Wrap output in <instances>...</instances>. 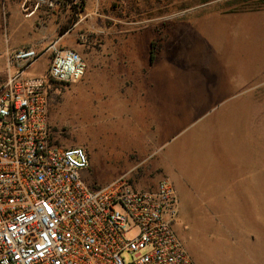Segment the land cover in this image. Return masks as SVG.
<instances>
[{"label": "rangeland", "instance_id": "rangeland-1", "mask_svg": "<svg viewBox=\"0 0 264 264\" xmlns=\"http://www.w3.org/2000/svg\"><path fill=\"white\" fill-rule=\"evenodd\" d=\"M93 2L102 9L108 7L116 19L133 23L136 30L154 28L158 42L156 51L159 41L168 36L176 48L175 53L168 52L171 63L158 69L155 86L165 87V100L185 107L186 125L179 135L176 132L166 138L156 156H164L182 145L183 167L212 172L229 162L228 153L230 164L236 159L233 155L242 151L252 155L258 148L264 156V21H260L259 14L230 27L214 19L196 20L214 11L264 8V0H89L87 3ZM196 21L200 23L195 24ZM208 52L217 62L208 59ZM12 58L10 65L14 73L16 66ZM45 62L46 58L37 61L26 71L25 78H44L51 64L45 66ZM210 63H219L221 68L212 67ZM9 76L0 69V85ZM225 83H229L234 92L227 99L213 97L211 90ZM67 87L50 91V124L59 146L89 148L102 167L99 182L111 176H122L137 190L155 187L163 178L172 182L160 174L149 176L152 164L140 165L132 159L120 163L116 156L106 157L103 146L107 134L102 132V126L112 127L109 138L114 139V117L105 116L98 107L92 111L84 108L85 94L75 91L74 87L63 94L62 89ZM232 110L235 114L231 120L228 114ZM226 132L233 134L231 137L235 140L239 139L229 148V141H216ZM107 166L109 172L105 171ZM81 177L88 185L102 186L92 184L89 170L81 173ZM172 183L177 192L176 180ZM192 187L189 184L188 188ZM260 192L253 197L255 203L253 201L245 210L226 203L215 206L219 209L215 212L202 197H196L195 192L179 191V195L177 192L180 205L175 230L195 264H257L261 260L260 232L240 218L242 213L264 216L263 187ZM222 212L226 216L221 217ZM251 237H254L253 244L249 241Z\"/></svg>", "mask_w": 264, "mask_h": 264}, {"label": "built area", "instance_id": "built-area-1", "mask_svg": "<svg viewBox=\"0 0 264 264\" xmlns=\"http://www.w3.org/2000/svg\"><path fill=\"white\" fill-rule=\"evenodd\" d=\"M47 1L37 7L67 0ZM70 1L84 8L85 0ZM43 54L16 52L0 85V264H195L175 230L169 179L144 190L125 177L105 186L82 179L88 152L55 141L49 100L56 85L81 81L87 65L55 49L44 78L26 79Z\"/></svg>", "mask_w": 264, "mask_h": 264}, {"label": "crops", "instance_id": "crops-1", "mask_svg": "<svg viewBox=\"0 0 264 264\" xmlns=\"http://www.w3.org/2000/svg\"><path fill=\"white\" fill-rule=\"evenodd\" d=\"M40 1L0 0L2 72L12 74L10 58L21 49L44 53L40 59L46 58L45 66L51 63V54L55 49L79 53L87 65L86 74L81 81L68 85L63 94L74 87L75 91L85 94L84 108L92 111L98 107L105 116L114 117V139L109 138L112 127L109 124L102 126V132L107 134L103 146L106 157L116 156L120 163L132 159L139 161L140 165L152 164L149 176L160 174L172 182L176 180L178 195L179 191L195 192V196L202 197L214 212L219 210L215 206L226 203L242 206L244 210L251 205L253 197L260 192L261 187L264 188V156L260 149L255 148L252 155L244 151L234 154L236 159L231 164L228 153L226 157L229 162L213 172L209 169L183 167L182 145L169 150L164 156L155 155L170 134L177 132L176 135H179L186 125L185 107L181 108L180 103L171 104L168 99L165 100V87L155 86L156 78H159L158 69L171 63L168 52H176L170 36L159 41L157 57L152 64V44H158L154 28L136 30L133 23L116 19L108 7L102 9L97 6V2L87 3L89 0L85 1L83 12L70 0L54 1L52 7L47 4L37 7ZM262 13L263 7L242 12L214 11L196 20L208 22L214 19L230 27L258 14L262 22ZM52 46L54 48L50 50ZM208 53V59H212L211 52ZM210 65L221 68L219 63ZM228 78L226 76V82ZM233 92L229 83L219 84L211 90L213 97L221 99H227ZM234 114L232 110L228 117L232 120ZM232 135L229 132L222 133L216 141H229V148L230 144L234 145L239 140H235ZM85 149L89 153L92 184L105 186L122 178L111 176L99 182L102 167L96 162L92 151ZM109 169L107 166L105 171L109 172ZM189 184L193 186L192 189L188 188ZM224 216L226 214L222 212L221 217ZM241 217L260 232L259 241L263 247L261 260L257 264H264V216L259 218L257 215L242 213ZM253 238L249 239L251 244Z\"/></svg>", "mask_w": 264, "mask_h": 264}, {"label": "trees", "instance_id": "trees-1", "mask_svg": "<svg viewBox=\"0 0 264 264\" xmlns=\"http://www.w3.org/2000/svg\"><path fill=\"white\" fill-rule=\"evenodd\" d=\"M156 57H157V51L155 49V43L152 44V50H151V56H150V60H151V63L153 64L156 60ZM61 86L59 85H56L55 86V89L58 90ZM62 88V87H61ZM64 89H62L63 91ZM61 99V98H60Z\"/></svg>", "mask_w": 264, "mask_h": 264}]
</instances>
